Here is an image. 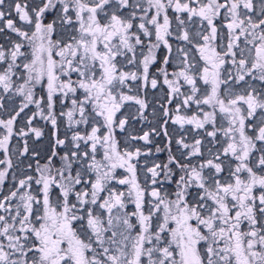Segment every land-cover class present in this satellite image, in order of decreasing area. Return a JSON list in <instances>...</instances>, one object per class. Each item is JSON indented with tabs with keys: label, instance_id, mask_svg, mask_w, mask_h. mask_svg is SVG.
I'll return each mask as SVG.
<instances>
[{
	"label": "snow or ice",
	"instance_id": "6c2138e0",
	"mask_svg": "<svg viewBox=\"0 0 264 264\" xmlns=\"http://www.w3.org/2000/svg\"><path fill=\"white\" fill-rule=\"evenodd\" d=\"M0 264H264V0H0Z\"/></svg>",
	"mask_w": 264,
	"mask_h": 264
}]
</instances>
